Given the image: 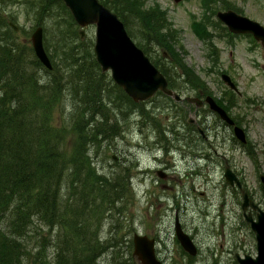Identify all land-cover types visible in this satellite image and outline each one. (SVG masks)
<instances>
[{"label": "rangeland", "instance_id": "rangeland-1", "mask_svg": "<svg viewBox=\"0 0 264 264\" xmlns=\"http://www.w3.org/2000/svg\"><path fill=\"white\" fill-rule=\"evenodd\" d=\"M113 1L121 3L120 0ZM205 2L142 0V7L148 8L150 14L157 16L156 10L161 11L162 31L173 40H169L170 46L156 44L155 35L142 28L139 14L123 3L119 5L123 18L112 11L150 61L165 68L172 88L180 96L195 95L202 90L227 108L228 114L243 129L245 142L240 143L230 127L220 123L221 126L216 125L219 133L212 145L239 173L253 198L263 199L257 175L264 174V45L250 33L228 31L215 16V11L230 8L264 25V1ZM46 8L49 13L45 12ZM200 20L208 22L206 26L200 24V29L211 33L209 39H202L194 32L193 22ZM209 21L216 24L210 25ZM67 23L57 0L12 3L2 0L0 3V32L9 27L8 35L19 50L33 55L29 34L34 26L40 25L42 46L50 63L51 60L58 63L59 59L60 66H65L64 59L60 60V44L65 34L70 35V38L66 36L69 41H75L78 36L93 39V24L82 26L80 36L76 25L74 31L63 28ZM160 50H163V56ZM181 66L183 71L179 70ZM104 72L108 78V72ZM220 72L229 76L236 90L220 78ZM192 76L196 77L194 81ZM193 82L200 86H193ZM104 85L107 94L114 96L117 93L116 90L115 93L108 91ZM70 96L68 91L66 97ZM115 99V103H121L117 97ZM79 100L82 99L79 97ZM108 106L101 111L102 116L95 115L92 122L94 125V122H103L106 134L92 139L91 151L85 153L83 161L91 174V184H97V179L104 177V182H120L122 191L118 199L104 196V200H100L94 196L90 212L85 210V217L82 216L87 226L83 236L92 248L97 246L95 263L140 264L131 254L133 232L154 238V253L162 264H238L233 257L234 251L254 254L253 232L237 213L239 206L234 201L230 203L227 196L223 197V191L230 195L229 190L213 185L215 178H221L220 168L211 181L204 179L209 165L205 167V161L198 154L202 149L208 152L211 149L205 148L198 139L188 142L179 131L175 132L178 120L184 121L187 116L198 121L199 118L216 120L210 111H206V104L195 107L191 102L174 101L157 91L135 104L113 105L112 110ZM214 125L211 122V126ZM63 146L69 148L67 141ZM157 169L164 176H158ZM64 192L62 189V196ZM174 214L195 246L193 254L187 253L174 235ZM35 230H39L42 238L28 243L31 248L28 251L32 255L42 243L40 252L48 260L53 255L51 233L56 228L40 223Z\"/></svg>", "mask_w": 264, "mask_h": 264}, {"label": "trees", "instance_id": "trees-1", "mask_svg": "<svg viewBox=\"0 0 264 264\" xmlns=\"http://www.w3.org/2000/svg\"><path fill=\"white\" fill-rule=\"evenodd\" d=\"M57 1L68 22L63 28L74 31L76 24L68 9L61 0ZM98 1L122 18L119 6L122 3L136 11L142 28L155 35L156 44L170 46L173 41L162 31L161 11L156 10L157 16L150 14L148 8L142 7V0H120V4L113 0ZM48 10L46 8L45 12L49 13ZM193 24L197 35L209 39L211 33L200 29V24L206 26L208 22L200 20ZM9 29L0 32V264H33L31 261L35 264L37 261L39 264H96L97 246L92 248L83 236L87 228L85 210L90 212L94 196L100 200H104V196L118 199L122 184L104 182V177L97 179V184H91L83 156L91 151L92 139L106 134L103 122L92 124L94 116L101 117V111L109 103L108 108L112 110L113 105L118 107L121 103L135 104L136 101L100 71L90 38L77 35L75 41H69L66 36L70 35L65 34L60 44V60L64 59L65 66H60L58 59V63L51 60V68H46L34 54L19 50L8 35ZM154 65L172 87L165 68ZM179 70L183 71V67ZM191 78L194 81L196 77ZM103 83L108 91L117 93L107 94ZM193 86L200 85L193 82ZM68 91L71 92L69 98L66 97ZM115 97L120 104L115 103ZM64 141L69 148L62 147ZM62 189L65 190L63 196ZM40 223L55 226L56 230L51 233L54 251L52 257L45 260L40 252L42 243H39L31 260L28 251L31 248L27 244L42 238L39 230H35ZM93 240L96 243V239Z\"/></svg>", "mask_w": 264, "mask_h": 264}, {"label": "water", "instance_id": "water-1", "mask_svg": "<svg viewBox=\"0 0 264 264\" xmlns=\"http://www.w3.org/2000/svg\"><path fill=\"white\" fill-rule=\"evenodd\" d=\"M68 9L75 24L81 27L93 24L92 52L100 71H107L111 80L133 101L150 97L156 90L171 97L173 100H181V96L167 86L162 72L150 61L143 50L129 37L122 21L116 13L98 0H61ZM215 16L224 24L230 32H247L264 45V25L259 21L238 13L230 8L216 10ZM11 24V23H10ZM12 25V24H11ZM15 28V25H12ZM30 45L39 62L46 68H51L50 60L42 46L41 27L36 25L29 34ZM220 78L232 89L236 90L234 83L225 72H220ZM188 102L200 104L197 96L186 95L183 97ZM208 108L215 111L218 116L229 124L232 118L225 109L219 105L210 94L203 97ZM191 120L192 118L189 117ZM234 135L239 140H244V132L238 124L232 126ZM157 173L161 172L156 170ZM225 180L239 186V181L227 166L224 167ZM261 189L264 193V174L259 175ZM240 208L243 218L248 222L253 232L255 251L254 254L234 252V258L238 264H264V210L250 199L246 191L240 190ZM246 207L255 209L252 218ZM174 235L180 246L187 252L194 253L195 246L178 225L174 223ZM131 254L140 264H162L154 253V239L144 233L133 232L131 234Z\"/></svg>", "mask_w": 264, "mask_h": 264}, {"label": "flooded vegetation", "instance_id": "flooded-vegetation-1", "mask_svg": "<svg viewBox=\"0 0 264 264\" xmlns=\"http://www.w3.org/2000/svg\"><path fill=\"white\" fill-rule=\"evenodd\" d=\"M35 27V26H34ZM41 27V26H40ZM161 55L163 56L164 55V52H163V50H161ZM152 62V61H151ZM153 63V62H152ZM166 83H167V81H166ZM167 85H168V83H167ZM172 87H173V85H172ZM173 89V88H172ZM174 90V89H173ZM175 91V90H174ZM155 92H157V90L155 91ZM176 92V91H175ZM178 93V92H177ZM179 94V93H178ZM204 95H206V93H204L202 90H199L198 92H197V94H195V95H193V96H197L198 98H200L201 99V103L200 104H194L193 102H191L193 105H195V107H199V106H201V105H203V104H206L204 101H203V97H204ZM182 97H184V96H182ZM171 98V97H170ZM172 99V98H171ZM173 100V99H172ZM182 100V99H181ZM174 101H176V100H174ZM178 102L180 101V100H177ZM216 101V100H215ZM187 103H189L188 101H186ZM219 105H221V104H219ZM206 106H207V104H206ZM222 106V105H221ZM224 109H225V111L227 112V108H225L224 106H222ZM207 109H206V111L208 112V111H210L211 112V114H213V117H216L215 119L216 120H208V121H206L205 119H201V118H199V121L196 119V118H192L191 120L189 119V116H187L186 117V119L184 120V121H181V120H178V126L175 128V132H177V131H179L180 133H181V137H183V138H185L188 142H190V141H195L196 139H198L199 140V142L201 143V144H203V146L205 147V148H210L211 149V151L210 152H208L207 150H203L202 148V150L199 152V157H201V158H203V160L205 161V164H204V166L205 167H207V165H209V170H208V172H207V177L206 178H204L205 180H208V181H211L212 179H213V176L215 177L216 176V172H217V169L218 168H220V170H221V174H220V179H216L215 178V183H213V185L214 186H216V185H219V187H220V189H222V188H225L229 193H230V195L228 194H226V192L225 191H223L224 193L222 194L223 195V197L224 196H227L228 197V199H229V202L231 203V202H235L236 203V205H238L239 206V211L237 212V213H240V215L242 216V218H243V215H242V210H241V208H240V190H244V191H246V194H247V196L250 198V199H252L253 200V202H255L256 204H258V206L261 208V209H263L264 210V197H263V199H257V200H255L254 198H253V196H252V194L251 193H249V191H247V189L245 188V185L243 184V182H242V179H241V177H240V175H239V173L238 172H236V170L235 169H233V167H232V165H231V163L227 160V158H225V156L223 155V154H221L220 152H218L216 149H215V147H214V145H212V141L213 140H215L216 139V135H217V133H219V130H218V127L216 126V125H220V123H223V124H225V125H227L228 127H230V129H231V132H232V134H233V136L240 142V143H244L245 142V135H244V140L243 141H241V140H239V138L236 136V135H234V132H233V130H232V126H233V123L234 124H237L236 122H235V120L232 118V120H233V123L232 124H229V123H227L226 121H224L223 119H221L219 116H218V114L215 112V111H213V110H211V109H209L208 108V106L206 107ZM228 113V112H227ZM207 114V113H206ZM211 122H213L215 125V127H212L211 126ZM221 126V125H220ZM243 130V129H242ZM213 132V134H210V132ZM222 135V134H221ZM225 166H227L228 167V169L230 170V172L233 174V175H235V177L238 179V181H239V186H237L236 184H235V182H233L232 184H230V183H228L226 180H225V178H224V175H223V171H224V167ZM156 171V170H155ZM156 174L158 175V176H164V173H162V172H159V173H157L156 172ZM260 174H262V173H259L257 176H258V179H259V175ZM259 183H260V180H259ZM260 188H261V184H260ZM262 190V189H261ZM263 192V191H262ZM264 194V193H263ZM249 212V214H250V216L252 217V218H254V216H255V209H253V208H249V207H246V209H245V212ZM244 219V218H243ZM178 222V225H179V227L181 228V226H180V223H179V220H178V217H177V215L176 214H174L173 215V232H174V223L175 222ZM244 221H246L245 219H244ZM186 233V232H185ZM145 234V233H144ZM147 235V234H146ZM189 236V235H188ZM150 237H152V236H150ZM190 237V236H189ZM154 239V238H153ZM187 252V251H186ZM234 252H236V251H234ZM234 252H233V257H234ZM187 253H189V252H187ZM191 254H193V253H191ZM250 254V253H249ZM235 259V258H234ZM237 262V261H236Z\"/></svg>", "mask_w": 264, "mask_h": 264}]
</instances>
